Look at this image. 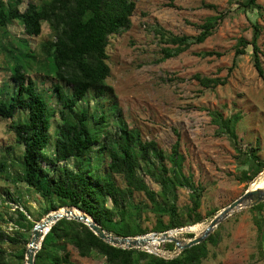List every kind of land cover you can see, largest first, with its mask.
Instances as JSON below:
<instances>
[{
  "label": "trees",
  "instance_id": "16d2710c",
  "mask_svg": "<svg viewBox=\"0 0 264 264\" xmlns=\"http://www.w3.org/2000/svg\"><path fill=\"white\" fill-rule=\"evenodd\" d=\"M23 3L24 0H0L3 30L0 65L9 71L0 81V122L11 120L8 126L18 146L23 147L19 157L10 159V153L4 155L0 174L7 178L12 168L17 180L47 201L45 213L37 220L62 207L77 208L91 215L105 230L125 237L150 232L142 223L145 210L156 216L152 228L156 232L202 222L204 217L199 209L203 188L183 171L180 142L176 141L167 152L155 139H144L137 128H131L117 104L107 112L101 102V113L97 105H91V101L100 102L104 97L115 98L114 88L107 82L111 76L108 46L112 35L131 28L136 0H38L30 1L22 10ZM241 6L249 11L261 7L258 0H244ZM221 17H209L199 25L201 31L195 36L159 33L177 46L173 52L166 51V56L179 54L192 43L204 42L213 34ZM15 21L30 37L40 36L43 24L47 23L49 38L38 47L32 46L28 38L9 39V26ZM261 32V25L255 23L252 39L240 38L235 52L237 56L245 54L251 45L255 67L264 76L258 42ZM214 54L220 55L204 52V55ZM43 77L53 80L49 97L56 99L55 105L40 87L38 79ZM197 77L208 87L227 83V78ZM213 115L220 129L237 140L241 114L224 117L215 112ZM52 121L57 122L54 155L47 152ZM257 151L251 149V171L244 172L249 180L264 170V160ZM93 153L100 162L106 156L109 158L103 169L100 163L92 164ZM71 159L72 165L68 163ZM116 175L122 177L124 185L119 184ZM146 177L161 188L153 189ZM183 186L191 190L192 204L185 210L175 201L177 189ZM136 193H144L149 202H135ZM54 197L58 200L54 201ZM263 207L264 202H260L251 208ZM16 211L19 216L16 221L28 220L22 208L18 206ZM216 213L214 209L209 215ZM35 224L28 221L27 229ZM262 228L260 224L259 230ZM21 229L12 234L0 227V242L18 248L11 260L1 247L0 264H26L28 239L23 232L26 228ZM220 235V231H215L176 257L165 259L142 249L115 246L101 239L86 223L62 217L45 235L35 255V264H74L68 245L76 248L82 257L96 252L107 264H203L210 254L209 246L217 245ZM188 237L194 234L188 233ZM168 247L174 249L175 244L168 242Z\"/></svg>",
  "mask_w": 264,
  "mask_h": 264
},
{
  "label": "rangeland",
  "instance_id": "374dc122",
  "mask_svg": "<svg viewBox=\"0 0 264 264\" xmlns=\"http://www.w3.org/2000/svg\"><path fill=\"white\" fill-rule=\"evenodd\" d=\"M30 1L38 0H24L21 9L24 10ZM243 1L136 0L131 28L112 35L108 46L111 76L107 82L113 86L115 98L91 101V105L99 107L100 113V108L111 112L117 104L131 128H137L144 139H155L167 152L172 150L176 141L180 142L183 171L203 188L199 211L204 220L178 228L184 231L177 237L187 241L192 238L188 233L199 236L197 231L204 230L218 212L249 187L253 188V184H261L260 188H264V170L251 180L244 175V172L251 171L252 148L257 149L264 160V76L255 67L251 45L245 54L237 56L235 52L238 40H251L254 24L259 23L262 32L258 42L264 69V0H258L259 9L250 11L243 9ZM211 16H222L212 35L202 43H192L179 54L166 56V51L173 52L177 46L161 38L159 33L195 36L201 31L199 25ZM2 34L0 29V40ZM9 35V39L13 36L28 38L32 46L38 47L49 38L50 28L44 23L41 35L30 37L15 21L9 26ZM207 51L220 55H204ZM8 73L0 65V81ZM197 75L201 78H227V83L208 87ZM38 80L46 95H52L53 80L45 77ZM50 102L55 105L56 99L52 97ZM101 102L102 107L99 106ZM215 112L224 117L241 114L236 129L237 140L220 129L213 120ZM10 122H0V160L8 153L12 156L10 159L19 157L23 150L8 126ZM56 123L52 121V137L47 147L51 155L55 154ZM97 156L93 153L92 164L97 166L100 163L103 169L109 158L106 156L100 162ZM68 163L72 165L73 160ZM10 171L7 178L0 174V217L4 218H0V227L12 234L26 228L23 232L28 239V248L34 228L27 229L28 221L38 222L46 211L47 201L17 180L12 168ZM116 178L120 185H124L120 175ZM146 180L153 189L161 188L149 177ZM190 193L186 186L177 189L175 201L181 210L192 204ZM134 200L141 204L149 202L144 193H136ZM18 206L27 213L28 220L16 221L19 219ZM214 209L217 213L210 216L209 212ZM142 214L143 226L150 230L144 235L155 233L152 231L156 222L154 213L145 210ZM191 227L196 228L187 231ZM215 231H220L221 240L217 245L209 246L210 254L203 264H264V207L240 209L224 219L212 233ZM159 246L169 248L168 242L162 241ZM1 247L11 260L18 249L9 242H0ZM68 249L74 264H107L105 258L96 252L90 257H82L72 245H68Z\"/></svg>",
  "mask_w": 264,
  "mask_h": 264
},
{
  "label": "water",
  "instance_id": "95a60500",
  "mask_svg": "<svg viewBox=\"0 0 264 264\" xmlns=\"http://www.w3.org/2000/svg\"><path fill=\"white\" fill-rule=\"evenodd\" d=\"M264 201V189H255V188H248L241 196H239L238 198H236L234 201H232L229 205H227L226 207H224L220 212H218L209 222L205 232L202 235L199 236H194L192 238H190L188 241L177 237V236H173V237H169L168 234L170 231L172 230H176V229H171L168 231H164V232H155L153 234H162L164 235V237L161 238V241L163 240H168V241H172L175 243L177 250L179 251L178 253H180L183 249L189 248L193 245H196L202 241H204L210 234H212V232L214 231V229L224 220L226 219L228 216L232 215L234 212L246 208V207H252L254 205H256L257 203H260ZM69 208V212H71L72 209H77V208ZM80 210V209H79ZM52 211H56V210H52ZM52 211H50L47 215L44 216L45 221L43 223H40V221L43 219H41L40 221H38L33 228V234H32V238L29 241V245L40 241V244L42 245V241L45 237V235L47 234V232L50 230V228H48V230L43 234L42 230L43 228L49 224L50 222H57V220H59L62 217H66V218H73V219H77L79 221H82L84 223H86L101 239H103L104 241L111 243L115 246H120V247H126V248H138V247H142L145 248L142 244L139 243V237L143 236V235H139V236H118L112 232H109L107 230H105L100 224H98L92 217L91 215H89L88 213L84 212V216H72V215H64V216H57V215H52ZM90 218L91 221H89L88 219ZM179 230H183V229H179ZM179 233V232H178ZM28 245L27 251H26V264H35V255L37 253V251L41 248V245L38 249H30Z\"/></svg>",
  "mask_w": 264,
  "mask_h": 264
},
{
  "label": "bare ground",
  "instance_id": "6f19581e",
  "mask_svg": "<svg viewBox=\"0 0 264 264\" xmlns=\"http://www.w3.org/2000/svg\"><path fill=\"white\" fill-rule=\"evenodd\" d=\"M260 187H262L261 184H253V188H255V189H264V188H260ZM51 213H52V215H57V216L58 215L59 216H64V215L84 216L85 215L84 212H82L79 209L71 210V212H69V208H67V207H62L59 210L52 211ZM88 220L91 221L90 218ZM44 221H45V218H43L40 221V223H43ZM52 224H53V222H50L49 224H47L43 228L42 233L44 234L48 230V228L51 227ZM193 228H196V227H191V228L187 229V231H191V230H193ZM206 228L202 231H200V230L197 231V234L202 235L205 232ZM183 231L184 230H179V229L178 230H172L169 232L168 236L169 237L177 236L178 232H183ZM162 237H164V235L151 233V234L140 236L138 239H139V243L142 244L144 247H148L149 249H151L153 251L160 252L159 243H160ZM40 245H41L40 241H37V242L29 245V248L36 250L40 247Z\"/></svg>",
  "mask_w": 264,
  "mask_h": 264
},
{
  "label": "built area",
  "instance_id": "2783aa9c",
  "mask_svg": "<svg viewBox=\"0 0 264 264\" xmlns=\"http://www.w3.org/2000/svg\"><path fill=\"white\" fill-rule=\"evenodd\" d=\"M176 230H178V229H176ZM161 242H162V241H160V243H161ZM165 242H172V241L163 240V243H165ZM160 243H159V244H160ZM173 243H174V242H173ZM144 250H145V251H148V252H150V253H154V254H156V255H159V256H161V257H163V258H165V259H172V258H174V257H176L177 255L180 254V253H178L179 251L177 250L176 245H175V248H174V249H169V248L166 249V247H165V249H162V248H160V246H159V250H160V252L153 251V250L149 249L148 247H145Z\"/></svg>",
  "mask_w": 264,
  "mask_h": 264
}]
</instances>
